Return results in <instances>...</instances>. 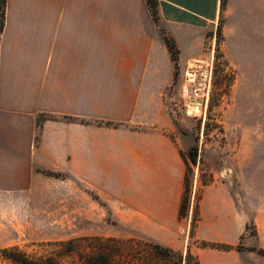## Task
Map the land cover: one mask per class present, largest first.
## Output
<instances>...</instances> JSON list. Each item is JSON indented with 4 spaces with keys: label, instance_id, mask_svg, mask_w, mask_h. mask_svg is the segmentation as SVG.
<instances>
[{
    "label": "crops",
    "instance_id": "obj_1",
    "mask_svg": "<svg viewBox=\"0 0 264 264\" xmlns=\"http://www.w3.org/2000/svg\"><path fill=\"white\" fill-rule=\"evenodd\" d=\"M97 1L100 7L95 0H5L0 188L28 187L36 166L68 169L102 194L131 177L133 222L149 239L188 246L199 264H264L254 250L264 248V195L255 206L246 194L250 206L240 205L238 186L226 180L231 172L225 180L214 176L201 189L194 238L232 247L189 242L190 224L178 217L185 172L179 149L152 115H137L142 96L160 93L143 84L158 74L151 48L164 44L159 25L179 48H198L222 15L223 31L245 33L264 49V0H226L222 12L220 0H157L158 24L146 0ZM38 113L50 117L41 119L33 151L29 128ZM21 122L24 142L5 134Z\"/></svg>",
    "mask_w": 264,
    "mask_h": 264
},
{
    "label": "rangeland",
    "instance_id": "obj_2",
    "mask_svg": "<svg viewBox=\"0 0 264 264\" xmlns=\"http://www.w3.org/2000/svg\"><path fill=\"white\" fill-rule=\"evenodd\" d=\"M100 6L95 0V7ZM220 26L221 35H217V24L205 33L198 48H179L175 42L177 69L165 43L152 46L153 68L158 74L143 84L160 89V93L142 96L143 108L137 114L152 115L175 141L185 169L186 163L190 167L187 213L181 218L189 224L202 182L210 176L212 181L214 176L225 180L224 173L231 172L226 180L238 186L234 188L240 205L248 202L250 206L246 194L253 195L255 206L264 195V49L252 47L245 33L237 35L223 31L222 23ZM159 28L163 40L168 35L162 25ZM47 117L38 113L35 125L29 128L33 151L38 145L41 119ZM21 124L7 127L5 134L20 136L23 141L26 127ZM16 130L23 134L17 135ZM191 149L194 163L188 154ZM128 179L132 178L125 177L123 186H105L102 194L71 176L68 169L34 167L28 187L0 188V248L17 246L29 253L53 254L60 249L58 241L72 238L147 239L133 222L130 202L135 191ZM189 242L194 241L189 238ZM59 260L78 264L76 253L61 255Z\"/></svg>",
    "mask_w": 264,
    "mask_h": 264
},
{
    "label": "trees",
    "instance_id": "obj_3",
    "mask_svg": "<svg viewBox=\"0 0 264 264\" xmlns=\"http://www.w3.org/2000/svg\"><path fill=\"white\" fill-rule=\"evenodd\" d=\"M226 0H220L221 12L225 6ZM149 12L153 20L158 24L159 16L157 12V0H146ZM5 14V0H0V32L4 25ZM222 15L219 17L217 35H221ZM164 43L170 53L173 66L177 69V50L175 49V41L173 38L163 36ZM213 96L211 95L210 98ZM190 160L194 163V152H188ZM190 171L189 165L186 163V169L183 178V192L181 195L178 217L184 218L188 207V192L189 179L188 173ZM212 181V177L203 180L202 185H206ZM201 192L198 195L200 198ZM198 200L193 212L189 238L197 242L201 247H210L227 250L232 245L209 242L204 240H197L194 238V229L199 219L198 214ZM84 240V244L81 243ZM57 245L60 249L51 253H29L20 249L17 246H7L0 248V260L2 264H62L59 256L64 254L76 253L78 257V264H199L197 257L191 253L190 249H185L184 253L181 250H175L170 247L161 245L149 238L142 239L138 237H130L125 239L115 237L91 236L80 239H68L58 241ZM87 247V249H86ZM258 254L264 255V248L254 249ZM183 259V263H182Z\"/></svg>",
    "mask_w": 264,
    "mask_h": 264
},
{
    "label": "bare ground",
    "instance_id": "obj_4",
    "mask_svg": "<svg viewBox=\"0 0 264 264\" xmlns=\"http://www.w3.org/2000/svg\"><path fill=\"white\" fill-rule=\"evenodd\" d=\"M198 61H199V60H198ZM193 63H194V62H193ZM194 64H195V63H194ZM188 76L191 78V77H192V74H188ZM189 77H188V78H189ZM191 79H192V78H191ZM190 104H191V103H190ZM192 104H193V103H192ZM188 105H189V104H188ZM196 105H197V104H196ZM196 107H197V106H196ZM196 107H195V108H196ZM189 109H190V108H189ZM190 110H192V109H190ZM190 110H189V112H190ZM191 112H192V111H191ZM195 112H196V111H195ZM197 112H198V110H197Z\"/></svg>",
    "mask_w": 264,
    "mask_h": 264
}]
</instances>
